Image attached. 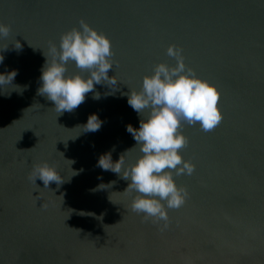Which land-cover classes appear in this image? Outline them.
<instances>
[{
    "label": "water",
    "instance_id": "95a60500",
    "mask_svg": "<svg viewBox=\"0 0 264 264\" xmlns=\"http://www.w3.org/2000/svg\"><path fill=\"white\" fill-rule=\"evenodd\" d=\"M81 19L110 39L117 84L58 115L40 77L50 42ZM0 23L11 27L0 73L16 70L20 86L0 89V264H264V0H0ZM169 45L217 87L223 119L207 133L182 122L195 171L174 176L188 197L161 231L130 211L138 194L98 160L141 155L128 95L155 65L175 66ZM93 113L101 127L84 132ZM43 163L64 182L30 181Z\"/></svg>",
    "mask_w": 264,
    "mask_h": 264
},
{
    "label": "clouds",
    "instance_id": "9594fccd",
    "mask_svg": "<svg viewBox=\"0 0 264 264\" xmlns=\"http://www.w3.org/2000/svg\"><path fill=\"white\" fill-rule=\"evenodd\" d=\"M10 31V25L0 23V37L6 38ZM15 47H21L19 41ZM166 54L175 60V66L155 65L152 74L143 77L141 90H131L128 95V104L142 119L138 129L129 124L126 130L133 136L141 155L130 166L122 155L116 162L112 161L110 153L101 155L98 160L103 170H111L129 181L124 191L138 194L130 204V211L142 214L144 221L163 222L161 231L168 227V210L181 208L188 197L186 187H178L174 176H190L195 171V165L182 155L181 150L188 144V138L180 131L182 122L190 126L199 124L207 133L223 119L217 87L186 68L179 47L169 45ZM113 56L110 39L81 19L79 28L61 34L59 46L50 42L38 94L53 103L58 115L77 109L88 93H94L93 98L99 99L95 85L117 84L115 75L109 76ZM3 59L0 56V63ZM69 64L78 71L69 74ZM16 75V70L0 73V89L9 85L20 88L13 83ZM101 124L93 113L86 124L79 127L84 132H95ZM38 178L45 188L52 182L57 185L64 182L57 170L47 163L33 166L29 180L36 183Z\"/></svg>",
    "mask_w": 264,
    "mask_h": 264
}]
</instances>
